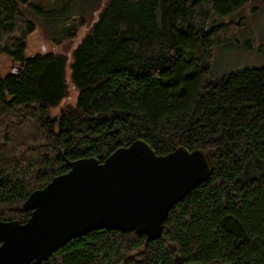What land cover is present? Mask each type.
<instances>
[{
    "label": "trees",
    "instance_id": "trees-1",
    "mask_svg": "<svg viewBox=\"0 0 264 264\" xmlns=\"http://www.w3.org/2000/svg\"><path fill=\"white\" fill-rule=\"evenodd\" d=\"M251 0H106L69 55L24 54L26 0H0V220L67 170L134 139L157 155L200 149L212 170L168 211L159 238L96 229L39 264H264V64L216 77L212 49ZM264 1V0H259ZM75 91L72 104L60 103ZM56 108L54 114L51 109Z\"/></svg>",
    "mask_w": 264,
    "mask_h": 264
},
{
    "label": "water",
    "instance_id": "water-1",
    "mask_svg": "<svg viewBox=\"0 0 264 264\" xmlns=\"http://www.w3.org/2000/svg\"><path fill=\"white\" fill-rule=\"evenodd\" d=\"M31 191L21 203L23 222L0 220V264H39L86 232H135L160 237L169 209L205 181L212 164L200 149L177 146L157 155L141 139L101 161L82 157Z\"/></svg>",
    "mask_w": 264,
    "mask_h": 264
},
{
    "label": "rangeland",
    "instance_id": "rangeland-1",
    "mask_svg": "<svg viewBox=\"0 0 264 264\" xmlns=\"http://www.w3.org/2000/svg\"><path fill=\"white\" fill-rule=\"evenodd\" d=\"M24 14L33 23L26 36L24 54L58 53L69 55L73 46L86 34L96 12L106 0H26ZM240 22L233 41L212 49L211 70L219 77L244 68L264 64V1L251 0L238 11L225 16L212 13L206 21ZM7 58L0 55V75L10 70ZM75 91L68 87L67 97L60 103L72 104ZM56 108L51 109L54 114Z\"/></svg>",
    "mask_w": 264,
    "mask_h": 264
}]
</instances>
